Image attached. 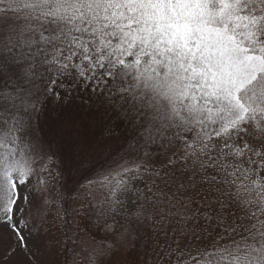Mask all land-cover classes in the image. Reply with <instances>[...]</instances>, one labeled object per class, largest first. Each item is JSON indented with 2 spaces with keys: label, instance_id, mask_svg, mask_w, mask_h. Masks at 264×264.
<instances>
[{
  "label": "snow or ice",
  "instance_id": "snow-or-ice-1",
  "mask_svg": "<svg viewBox=\"0 0 264 264\" xmlns=\"http://www.w3.org/2000/svg\"><path fill=\"white\" fill-rule=\"evenodd\" d=\"M51 255L264 264V0H0V264Z\"/></svg>",
  "mask_w": 264,
  "mask_h": 264
},
{
  "label": "trees",
  "instance_id": "trees-1",
  "mask_svg": "<svg viewBox=\"0 0 264 264\" xmlns=\"http://www.w3.org/2000/svg\"><path fill=\"white\" fill-rule=\"evenodd\" d=\"M48 260H51L53 264H56V261H58L59 257L57 255H51L46 257ZM116 260H122V259H128V260H135L136 259V253H132L131 255L125 256L124 254L118 253L115 257Z\"/></svg>",
  "mask_w": 264,
  "mask_h": 264
},
{
  "label": "rangeland",
  "instance_id": "rangeland-1",
  "mask_svg": "<svg viewBox=\"0 0 264 264\" xmlns=\"http://www.w3.org/2000/svg\"><path fill=\"white\" fill-rule=\"evenodd\" d=\"M55 119V117H53V120ZM51 123V121H50ZM41 135L47 140L51 138V134H50V129L48 124H45V126L43 127V131L41 132ZM47 259V258H45Z\"/></svg>",
  "mask_w": 264,
  "mask_h": 264
}]
</instances>
